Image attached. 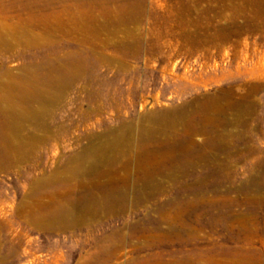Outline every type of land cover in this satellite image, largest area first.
<instances>
[{"label": "rangeland", "instance_id": "obj_1", "mask_svg": "<svg viewBox=\"0 0 264 264\" xmlns=\"http://www.w3.org/2000/svg\"><path fill=\"white\" fill-rule=\"evenodd\" d=\"M135 2L138 13L131 12ZM185 2L198 7L194 23L181 27L171 8ZM255 5L246 0H0V264H264V6ZM123 29L131 34L134 52L120 46ZM87 31L104 34L87 43ZM211 41L222 45L221 52L207 45ZM205 57L220 69L201 72ZM56 70L64 81L60 91H52L54 100L45 94L22 102L21 94L45 90L44 78ZM186 72L201 74V85L207 84L198 91L203 94L261 82L252 96L256 115L248 144L254 152L227 160L225 169L237 185L259 174L255 188L199 192L192 211L184 206L181 218L160 224V211L177 213L166 202L181 200L188 190L159 178L156 198L136 204L131 197L125 215L64 232L43 231L29 221L32 210L51 201L49 192L58 191L53 185L31 196L35 178L63 171L72 158H88L85 151L125 123L137 138L141 116L183 101L178 95L186 94L180 79ZM27 107L41 110L37 119L28 117ZM17 124L23 127L18 134ZM199 166L204 173L207 167ZM168 223L191 234H163L160 228H169ZM113 233L115 241L108 237Z\"/></svg>", "mask_w": 264, "mask_h": 264}, {"label": "bare ground", "instance_id": "obj_2", "mask_svg": "<svg viewBox=\"0 0 264 264\" xmlns=\"http://www.w3.org/2000/svg\"><path fill=\"white\" fill-rule=\"evenodd\" d=\"M252 2L259 9L264 6L262 0H246V4ZM197 7L198 4L195 2H185L176 6L173 5L171 10L177 15L176 22L178 25L184 27L186 22L188 23L187 26L194 23L192 18L196 14ZM242 7L247 9L246 5ZM139 8V4L135 2L131 7V12L138 13L141 11ZM103 34L99 31H87L85 42L91 43L93 39L94 42H97ZM122 34H124V40L121 41L120 46L126 48L129 53L134 52L135 46L128 40L131 38L130 32L125 30ZM109 35L115 36L116 32H110ZM207 45L221 52L222 45L214 43V41L208 42ZM198 47L201 48L202 46L198 45ZM179 49L181 53H184L185 48ZM208 55L210 56V53ZM205 60L201 66V72L205 69L209 71L220 69L216 63L210 65L209 57H205ZM56 72L57 75L53 74L44 78L45 90L35 89L29 94H21L22 102L34 101L45 94L54 100L51 97L54 90L60 91L64 81L61 72L58 70ZM187 73L180 77L184 82L182 89L186 91V94L179 93L178 96L180 97L178 98L183 101L172 109L151 112L141 116L139 134L135 131L138 135L137 138L131 127H123L126 125L125 123L114 131L111 137L107 140L105 138L106 141L102 142L101 145L85 151L84 155L88 158H72L63 171L53 172L49 176L44 175L45 177L42 179L35 178V182L31 184L32 191L30 193L33 197H38V191L41 189L53 185L56 189L58 188V191L60 188L64 191L49 192L53 195L51 201L39 204L38 210H32L28 215L29 221L35 223L43 231L64 232L96 222L102 218L125 215L131 197L134 198L132 200L136 204H143L156 198L159 194L158 190L161 188L159 178H167V180L172 181V185L174 182L173 188L175 189L188 190V194L179 195L182 197L181 200L166 202L176 208L177 213L167 216L163 211H160L162 213L157 218L160 224H167L166 222L170 220L177 221L181 218L178 216L180 215L178 211L184 206L189 209L186 211H192V205L195 203L193 195L199 192L224 191L232 187L239 189L255 188L259 174H254L249 183L243 182L237 185L236 177H230V174L225 173V169H227V160L230 161L232 158H236L235 160L245 159L251 152H254L253 146L248 144L251 139L253 140L249 132L253 129V114L256 115L253 113L255 105L252 96L261 87V82L249 81L243 84H233L227 89L203 94L198 93V91L202 87L205 88L207 84L204 85L206 82H203L201 85V74L193 77ZM242 90L243 92H240ZM175 91L178 92L179 90L176 88ZM27 108L30 111L28 117L37 119L41 110L39 108L37 110ZM22 116L24 117V115ZM21 125L17 124L16 126L17 134L21 133L19 131L23 129ZM230 127L242 128V130L230 133V129L228 130ZM199 134L203 135L204 138L197 142L195 137ZM12 138L9 135L8 143L14 145L15 137ZM18 159L21 161V158ZM200 164L207 167L204 168V173V170L198 171L201 169ZM257 167V163H255L253 168L255 173ZM211 174L214 176L211 177ZM191 175L195 177L192 178ZM231 182L234 185H228ZM168 187L170 188V186ZM56 195L59 197L56 198ZM133 201L131 203H134ZM156 201L158 202V200ZM160 229L163 234L175 236L190 233L184 228H179L176 224H169V228ZM167 229L172 231H167ZM108 237L111 238V241H115L117 238L116 233ZM166 264H179V262L171 261Z\"/></svg>", "mask_w": 264, "mask_h": 264}]
</instances>
